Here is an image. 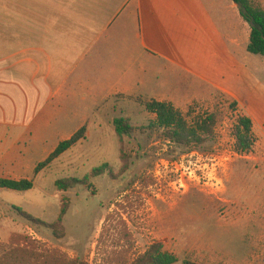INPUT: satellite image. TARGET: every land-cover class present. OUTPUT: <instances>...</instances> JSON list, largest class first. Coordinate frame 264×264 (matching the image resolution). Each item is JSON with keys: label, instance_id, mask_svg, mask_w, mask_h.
<instances>
[{"label": "rangeland", "instance_id": "374dc122", "mask_svg": "<svg viewBox=\"0 0 264 264\" xmlns=\"http://www.w3.org/2000/svg\"><path fill=\"white\" fill-rule=\"evenodd\" d=\"M156 1L161 7L165 0ZM254 1L264 8V0ZM220 2L229 3V12L217 17L214 33L206 28L205 36L199 35L192 28L196 13L187 28L174 30V50L196 45L202 54L183 60L188 73L174 68V74L156 79L154 60L141 56L132 72L142 71L146 84L135 95L114 96L98 108L80 96L69 98L57 123L38 140L27 133L14 141L18 134L0 131V152H19L0 155V177L34 181L27 191L0 187V255L11 235L23 234L42 250L58 249L82 264H130L155 242L180 258L176 264L186 259L264 264V55L248 52L251 28L238 6ZM136 32L137 27L132 36ZM161 93L173 95L171 103L190 123L215 113L212 140L188 151L152 129L156 116L145 103ZM238 114L253 121L256 144L248 153L235 146ZM118 117L134 128L122 140L113 122ZM82 126L85 138L35 174L38 164ZM105 163L112 173L68 190L56 186L59 179L83 180ZM64 204L65 236L57 238L48 225L57 221ZM16 208L48 225L31 223Z\"/></svg>", "mask_w": 264, "mask_h": 264}, {"label": "crops", "instance_id": "0c3cea01", "mask_svg": "<svg viewBox=\"0 0 264 264\" xmlns=\"http://www.w3.org/2000/svg\"><path fill=\"white\" fill-rule=\"evenodd\" d=\"M220 1L165 0L159 7L156 0H0V131L18 134L14 141L27 133L38 140L69 98L98 108L114 96L135 95L146 84L142 71L132 72L141 56L154 60L156 79L174 68L188 73L184 61L202 54L196 45L174 50V30L187 28L196 13L192 28L214 33L217 17L229 12ZM153 99L171 102L173 95Z\"/></svg>", "mask_w": 264, "mask_h": 264}, {"label": "trees", "instance_id": "16d2710c", "mask_svg": "<svg viewBox=\"0 0 264 264\" xmlns=\"http://www.w3.org/2000/svg\"><path fill=\"white\" fill-rule=\"evenodd\" d=\"M239 8L240 15L250 28V38L247 46L249 53L264 55V8L253 0H231ZM149 113L155 114L156 120L150 123V127L161 131L163 137L177 147L186 148L188 151L197 149L202 144L214 137V127L217 116L215 113L199 117L193 123L177 109L171 102L150 100L145 103ZM115 131L120 140L134 130L125 117L114 119ZM87 127L82 126L69 139L61 141L55 150L35 168L34 173L48 166L52 161L85 138ZM235 146L239 153H248L256 144L253 133V121L249 116L238 114L234 126ZM110 171V165L105 163L93 169L91 175L83 180L77 178L59 179L56 186L59 190H68L79 184H85L90 177L100 176ZM34 186L33 179H8L0 177V187L16 191H27ZM67 204H64L56 222L48 225L46 222L35 218L26 211L16 208L17 212L33 224L48 225L57 238L65 236L63 226L64 216L67 213ZM180 258L173 252L164 249L161 242H155L141 255L136 257L130 264H176ZM184 264H199L191 260H184ZM0 264H82L71 260L62 251L42 250L38 242L23 234H13L9 238L8 248L0 255Z\"/></svg>", "mask_w": 264, "mask_h": 264}]
</instances>
